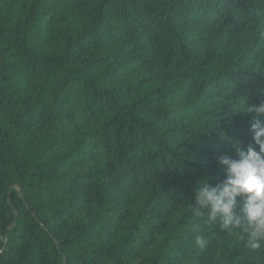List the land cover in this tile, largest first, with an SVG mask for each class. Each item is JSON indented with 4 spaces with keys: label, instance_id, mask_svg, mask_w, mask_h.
<instances>
[{
    "label": "trees",
    "instance_id": "1",
    "mask_svg": "<svg viewBox=\"0 0 264 264\" xmlns=\"http://www.w3.org/2000/svg\"><path fill=\"white\" fill-rule=\"evenodd\" d=\"M0 264H264V0H0Z\"/></svg>",
    "mask_w": 264,
    "mask_h": 264
}]
</instances>
